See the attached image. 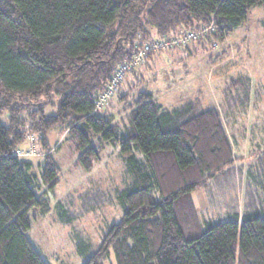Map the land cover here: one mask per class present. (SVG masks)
<instances>
[{
  "label": "trees",
  "instance_id": "16d2710c",
  "mask_svg": "<svg viewBox=\"0 0 264 264\" xmlns=\"http://www.w3.org/2000/svg\"><path fill=\"white\" fill-rule=\"evenodd\" d=\"M256 8L264 0H0V264H48L28 232L29 212L49 211L45 196L58 184L54 130L73 143L75 166L90 171L111 146L129 177L120 221L82 264H264V137L243 172L217 111L198 112L194 99L169 108L125 86L126 122L94 113L117 67L146 44L205 30L192 44L215 51ZM26 123L40 136L35 165L12 155ZM241 175V201H220Z\"/></svg>",
  "mask_w": 264,
  "mask_h": 264
},
{
  "label": "rangeland",
  "instance_id": "374dc122",
  "mask_svg": "<svg viewBox=\"0 0 264 264\" xmlns=\"http://www.w3.org/2000/svg\"><path fill=\"white\" fill-rule=\"evenodd\" d=\"M202 41L186 45L195 60L191 73L185 78L190 85L178 89L182 74L179 82L173 79L174 71L187 66V60L176 59L177 64L155 60L154 56L167 52L161 51L153 54L149 65L139 66L124 76L102 114L118 120L122 117L126 122L124 102L117 97L119 90L121 93L126 91L125 86L130 92H149L169 108L194 99L198 112L217 111L234 154L244 159L237 166L244 172L245 163L249 165L253 160L252 156L246 158L248 150L264 137V10H252L246 23L226 38L223 51L217 43L219 49L214 51L212 42L205 45V40ZM230 80L233 85L229 84ZM126 101L130 99L125 98ZM112 103L115 105L109 111ZM29 128L26 123L27 131L18 149H37L36 155L24 158L35 165L43 153L37 143L40 136L35 135L34 140L28 138L33 135ZM47 139L51 156L59 169L58 184L45 196L49 211L42 213L41 208H33L29 212L31 230L28 238L48 264L52 261L54 264H82L99 247L111 225L120 221L122 209L118 191L128 186L129 177L122 158L111 146L104 147L99 153V161L86 171L75 166L77 154L66 133L54 130ZM90 139L92 145L98 146L94 138ZM34 172L38 173L36 168ZM243 180V175L236 178V188L219 197L220 201H241L245 188ZM192 199L198 209L204 206L203 192L193 195ZM63 207L67 209L66 219L60 218ZM85 248H88L87 252L82 251Z\"/></svg>",
  "mask_w": 264,
  "mask_h": 264
},
{
  "label": "built area",
  "instance_id": "2783aa9c",
  "mask_svg": "<svg viewBox=\"0 0 264 264\" xmlns=\"http://www.w3.org/2000/svg\"><path fill=\"white\" fill-rule=\"evenodd\" d=\"M205 30L202 32H195L192 34L183 35L180 38H170V39H160L155 40L149 44H146L140 52H138L135 56H133L130 60L123 62L120 64L113 75L111 76L109 82L106 84L105 88L98 93L95 102H94V113H102L106 104L113 98L117 92V89L127 73H130L135 68L141 66L143 64V59L149 53H158L161 51L169 50L171 48L184 46L190 44L192 42L198 41L203 38ZM34 140L33 136H29ZM37 150L30 149L29 151L24 149H16L12 155L24 159L31 155H36Z\"/></svg>",
  "mask_w": 264,
  "mask_h": 264
},
{
  "label": "crops",
  "instance_id": "0c3cea01",
  "mask_svg": "<svg viewBox=\"0 0 264 264\" xmlns=\"http://www.w3.org/2000/svg\"><path fill=\"white\" fill-rule=\"evenodd\" d=\"M193 56H194V54H192V51L189 49L188 51L187 50H174V51L162 53V54L154 56V58H155V60L167 61L168 63L172 62V64L173 63L177 64V63H175L176 59H186L187 60V62H188L187 66H184L183 68H181V70H177V72L174 71V73H176V75L174 76L173 79H176L177 82H179V77L182 74V78H181L179 85L177 87L178 89H180L181 87H185L187 85H190V82L189 83L185 82V78H186L187 73L190 74L193 67H194L193 62L195 60L193 59ZM150 62H151V60H150ZM120 92L121 91L119 90V93ZM114 105H115L114 103L110 104L109 111H111V106H114ZM177 105L179 107L181 105V103H180V105L179 104H177ZM174 107H177V106H173L172 108H174ZM32 245H33V243H32ZM33 247H34V245H33ZM51 264H54L53 261L51 262Z\"/></svg>",
  "mask_w": 264,
  "mask_h": 264
}]
</instances>
